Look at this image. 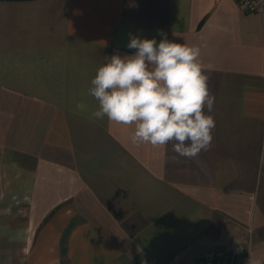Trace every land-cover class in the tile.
I'll list each match as a JSON object with an SVG mask.
<instances>
[{"label":"crops","instance_id":"0c3cea01","mask_svg":"<svg viewBox=\"0 0 264 264\" xmlns=\"http://www.w3.org/2000/svg\"><path fill=\"white\" fill-rule=\"evenodd\" d=\"M200 48L216 121L193 159L76 108L129 34ZM264 264V10L237 0H0V264Z\"/></svg>","mask_w":264,"mask_h":264},{"label":"clouds","instance_id":"9594fccd","mask_svg":"<svg viewBox=\"0 0 264 264\" xmlns=\"http://www.w3.org/2000/svg\"><path fill=\"white\" fill-rule=\"evenodd\" d=\"M155 37L129 34L131 54L104 57L85 95L96 107L79 101L92 121H108L132 127L133 145L166 147L179 157L193 159L211 147L216 126V97L208 85L200 48L169 40L158 30Z\"/></svg>","mask_w":264,"mask_h":264},{"label":"built area","instance_id":"2783aa9c","mask_svg":"<svg viewBox=\"0 0 264 264\" xmlns=\"http://www.w3.org/2000/svg\"><path fill=\"white\" fill-rule=\"evenodd\" d=\"M246 11L264 10V0H237ZM196 264H250L249 248L235 247L207 252Z\"/></svg>","mask_w":264,"mask_h":264}]
</instances>
